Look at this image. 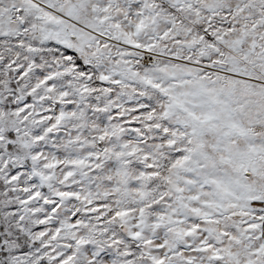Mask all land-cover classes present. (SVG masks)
I'll use <instances>...</instances> for the list:
<instances>
[{"label": "snow or ice", "instance_id": "6c2138e0", "mask_svg": "<svg viewBox=\"0 0 264 264\" xmlns=\"http://www.w3.org/2000/svg\"><path fill=\"white\" fill-rule=\"evenodd\" d=\"M0 264H264V0H0Z\"/></svg>", "mask_w": 264, "mask_h": 264}]
</instances>
